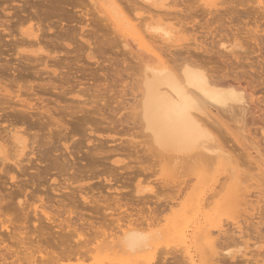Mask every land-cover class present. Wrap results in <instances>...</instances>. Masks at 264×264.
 Segmentation results:
<instances>
[{
  "label": "rangeland",
  "instance_id": "obj_1",
  "mask_svg": "<svg viewBox=\"0 0 264 264\" xmlns=\"http://www.w3.org/2000/svg\"><path fill=\"white\" fill-rule=\"evenodd\" d=\"M4 1L0 0V8L1 7L6 8L8 6V9L11 7L10 9H12L15 12L16 11L18 12V10H20L19 12L21 13L22 17H24L28 13L30 14L29 16H32L33 14H31V13H33L32 12L33 9L36 10V12H37L36 14L40 15L41 19L44 18V21H45V22H43V20H41L38 16L36 17V19L38 18L43 22V23L40 22V24L39 23L38 24L40 26H43V25L45 26V28H44V26L42 27V29H44L43 31L47 32V33H45L46 36L44 35L46 37L45 40L46 41L49 40L51 45L52 44L54 45L55 41H56V44H57V45L55 44V46L57 48V49H55L56 51L54 50L55 46L53 48V45H52V47L50 45L49 48L46 47L47 48L46 49L43 45L46 44L45 46H48V44L47 43H45V44L41 43V44H43V45H41V47L43 46L46 50H48V49L52 50L53 49V51L57 52L55 54V57L58 56L57 58L58 59L60 58L59 59L60 62H57L58 60L56 61V59H55V62H57L58 64L60 63L59 66H57L58 65L57 63H56L57 65L54 64L57 67L52 66L53 61L52 62L49 61V62L52 63L51 64V66L53 67L52 69H54L56 71L57 76H58L57 73H59L58 71L61 72V74H59V75H62V77L61 76L60 77L63 78V80L60 77H57V80L60 79V81L59 80L58 81L52 80V82L54 83V85L58 89H60L62 84H63L62 82H65L64 79L65 80L69 79L70 81H69L68 85H63L64 88H67L66 89L67 90L66 96L64 97V99L63 98L62 99L57 98L55 100V97L53 96L52 100L54 103H52V100H50L51 102L49 101L48 107L53 108V109L57 107V109H60V108H58V106L61 108L64 106H68L67 105V101H69L68 99L75 97L77 95L78 90L80 91V89H81V92L83 94V95L81 94V96L79 95L80 93L78 94L81 97L80 101H82L83 99L86 101L87 97H88L87 99L89 100L90 93H91L90 96L93 95L91 98H94V95L95 96L98 95L96 97L98 98V101L100 100V102H97V105H96L100 109L99 110L98 108H96L99 110L98 111L99 114L97 113L98 116L96 118L97 123L93 119V121L91 120V123L89 125L85 126L86 129H88V128L90 129V131H89V129L88 130L85 129L86 130L85 132H86L87 136L89 137V140H87L88 138H86L87 136H86V134H84L85 132L81 131V129H79L80 133H79V131H76L74 129L75 125L72 122V119L71 120L69 119L70 116H69L67 111H60V112L55 111L54 112L52 110L53 117H54L53 123H59L63 127L67 126L70 129V131L74 130L71 132L69 131L68 138L70 137L69 138L70 140L69 139L68 140L66 139V140L68 141L67 145L72 146V147L68 146V147L72 148V149H70V151L73 150V153H75V151H76V155L75 154L73 155L72 152L70 154L71 156L67 155V153H69V151H65L62 147L63 146L62 144H64L66 142V140L64 138L61 140V142L59 144H57L58 143L57 140H54V141H57L56 146H58L60 149L62 148V151L64 150V152L61 151L62 152L61 154L65 155V157L70 162L74 161L71 163H73V164L75 163L76 167L77 166L79 167V165L81 167L82 165L84 166V163L90 164V159H89V156L87 153L88 152L90 153V151L91 152L92 151L94 152L95 150L97 151L95 146L99 143V145L100 146L102 145L101 147L104 148V149L102 148V152L107 151L106 154H102V157H103V155L104 156L106 155L107 159L110 160V161H108L106 159L108 162L106 161L105 163L106 164L109 163L108 165L102 164L100 161V163H101L100 167L103 170L104 165H105V167L106 166L107 167L104 170H107V169L110 170V168L112 167L113 171L112 170L111 171L113 173H116V172H114L115 170L117 171V173L114 174L116 180H113L114 178L112 177L113 174L111 173V171L107 170L108 173H110V175L112 174V176L108 177L109 174L103 170L106 173V175L108 174L106 176L105 173L98 166L99 165V161H98V162H96L98 165L96 163H94V167L98 166L97 169H100L101 172H99V170H98V172L100 174L96 173L99 176H97L93 172L97 177H99L98 180L94 179L91 181H77V182L72 181V180L67 181L66 177H58V176L54 175V173L52 172L53 176H50L51 175L50 174L49 176L45 177V180L43 178H40L39 179L40 184L44 185V186L50 185L52 188H56V190H59L62 192H67L66 187L85 188L84 189L85 192L83 194H86L88 197L92 196L96 200H98V198H100L102 196H108L109 194L112 197H116L118 194H122V195L124 194V196H127V195H125V193H128L129 195L131 194V196L134 198H138V199L143 198V200L141 199L142 202H141V200H140V202H131L132 204L129 203L127 206H98V207L92 206V207L98 208V209L96 208L97 217L102 218V219L99 218L100 223H99L98 218H94V220H96V223H98V224H101V222L104 221L103 219H105V221H107L109 218V221H111L114 219H118L120 217H124L126 215H128V216L131 215L133 217V219L138 218V217L141 219L145 216H146L145 219H147L149 216H150L149 218H151V219H154L157 217L156 220L158 219L159 221L166 218V220H168L169 223H174L173 227L175 230L172 232H166V233L162 234L163 236L160 237L159 240L156 241L153 249L150 251V253L147 256H151V254L154 256L165 254L167 257L170 258L175 252H177V253L179 252L178 249H181V251H182L181 243L179 242V240H177L175 238L176 237L175 231L176 230H182L186 233L189 240L191 239L190 248H191L192 255L196 256L195 257V264H210V263H207L206 260H202V258L204 259L206 257L207 258L210 257V254L212 251H216V252H218V254H220V255L222 254V256L224 254L227 255L230 252L227 257H226V255H224L227 260H224L220 264H261V263H263V261H262L263 256L262 255L264 253V201H263L264 200V198H263V196H264V180H262V179H264V177H263V175H262L263 178H260L258 176V175L263 174V173L261 171H257V169H255L256 171L252 169L257 174V177H259V183L258 184L255 183V184L260 185V181H262L261 185L259 187H257L256 185L254 186V184H253L252 188L256 187V189H252L251 185L248 186V183H246V181H248L251 178H254V180H255V177H256L255 173H252L253 176L255 174V177L251 176L252 174L249 173L252 170L251 171L248 170V167L253 168V166L251 167L252 164L249 163L250 160L248 161L249 158H247L248 157L247 154H249L251 151H254L253 149L259 145L260 146L258 147V149L260 150V152L262 151V149H264V139L262 138L263 137L262 131L264 132V52H262V51H264V50L259 49L261 47V45H259V44H262V46H264L263 45L264 44V0H163L162 2L159 0H153V2H150L148 5H144L139 0H131L132 2L134 1L135 4H137V3L139 5L141 4V8L139 6H137L138 4L136 6H134L135 4L132 3L131 1H129L130 3H128V2L126 3V0H125V2L123 0V1H119V3H118L119 4L118 11L115 10V7L112 3V0H76V1L75 0H53L54 3L52 0H43L42 3L44 5L46 3H48V1L50 3V4H46V7L44 6L45 9L40 7L43 5V4L40 5L41 4V2H39L40 0L39 1L38 0H8V1L6 0L7 1L6 3ZM37 1L40 3L39 7L36 6V5H38ZM45 1H47V2H45ZM26 2L29 6L31 4L33 6H34V4H36V5H35V7H33L31 5L33 7L32 9L30 8L31 6L28 7L29 10L25 8V12H24L23 11L24 9H22V8L24 7L23 6L24 4L27 5ZM51 2L53 3V5L51 4ZM1 3H3V4H1ZM132 4H133V6H132ZM48 5H49V7H48ZM94 5H98V6H94ZM18 6L22 9V11L20 8L18 10H16ZM144 6H146V7H144ZM25 7H27V6H25ZM95 7H96V9H95ZM98 7H100V12H102V11H104V12L99 13ZM122 8H123V11H122ZM10 9L7 10V12L11 14L12 10H10ZM147 11L148 12L150 11V12L147 13ZM156 11H157V13H156ZM17 12H16V15H17ZM19 12H18V14L20 15ZM23 12H24V14H23ZM152 13H154L155 15ZM0 14L2 15L1 11H0ZM36 14L33 15L32 17L34 18V16H36ZM68 14H70V16H68ZM73 14H75V15H73ZM94 14H96V15H94ZM151 14L153 15V18L151 20H149L147 22V24L155 25V26L156 25L157 26L162 25L165 27V29L169 30L171 32V34H170V40L168 42H161L160 39L156 40L155 38H158L157 34L153 33V31H151V30L147 31L146 33H143V31L140 28L137 27L136 29H132V28H129L124 23V21H131L132 19H134V18L136 19L139 16L149 17L148 15H151ZM1 15H0V18H1ZM16 15H15V17H13V19L14 18L15 19L14 20L12 19L14 22L12 20H10L13 22V24L18 22L16 17H18L19 15L18 16H16ZM87 15H89V16H87ZM32 17H31V19H32ZM67 17L73 18V21H72V19L69 20L70 18L68 19ZM105 17L107 18L106 20H105ZM25 18L28 19L27 17H25ZM102 18H104V20H102ZM19 19H22V18L20 17ZM23 19H22V21H23ZM26 19H24V21ZM29 19H30V17H29ZM31 19L29 20V22L25 21L26 24L23 25L24 29H28L30 25H34L36 21L39 22V20H36V19H35L36 21L33 22L34 19L32 21H31ZM61 19H63V20L59 24V22H60L59 20H61ZM65 19H66V22H65ZM87 19H89V20L91 19V20L88 22ZM129 19H131V20H129ZM15 20H16V22H15ZM67 21L70 23L68 24ZM82 21L84 22L83 24H82ZM91 21H92V23H94L93 25H92ZM51 22H55L56 24L58 23L57 25L58 26L60 25V26L58 27L56 24L51 23ZM131 22H133V21H131ZM49 24L50 25L54 24V26H56V27H52ZM107 24L108 25L111 24V25L108 26ZM47 25H48V27H47ZM67 26L70 29H68ZM86 26H88V27H86ZM89 26H91V27H89ZM62 27L63 28L67 27V28L63 29ZM77 27H78V29H77ZM54 28L55 29L57 28L56 31ZM90 28H92L93 32ZM45 29H47V30H45ZM59 30H60L61 34L58 32ZM66 30H68L69 33H67ZM90 30L92 33L89 32ZM30 31L31 30H29V32ZM61 31L64 32V34ZM84 31H85V33H84ZM86 32H87V34H86ZM58 33L60 34L59 35L60 38L57 36ZM54 34L55 35L57 34L56 36L60 40H61L62 36L65 35V37H63L61 40L62 42H60V43H62V44H60V45H62L61 47H59V45H58V42L60 40L53 38V37H55ZM76 34H77V36H76ZM153 34H154V37L156 36L155 38L153 37ZM144 35L147 37L144 38ZM149 35L153 37V42H155L154 44H151L153 42L149 41V40H151L150 39L151 37L149 38ZM44 36H42L43 39H44ZM47 36H49V37L47 38ZM66 36H71V38L67 37V41L66 40L64 41V38H66ZM140 36L143 38V40L141 39ZM257 37H259L261 39L260 40L261 42L259 41V38H257ZM4 38L5 39H2L3 42H6L9 40L7 37H4ZM68 38L71 40H68ZM50 39H55V41H52ZM102 39L104 40V41H102L103 44L101 43ZM31 40H33V39H31ZM97 40H99L100 43L97 42ZM42 41H44V40H42ZM46 41H44V42H46ZM94 42L97 43V44H95L96 46L94 45ZM104 42H105V44H104ZM156 42H158V45ZM6 43H3V44H6ZM159 43H161V44H159ZM100 44H101V46H100ZM7 45H9V44L7 43ZM153 45H154V47H153ZM97 46H98V48L96 50ZM3 47L4 48L7 47L6 50H8V48H9L6 45H2V48ZM26 47H28V46H26ZM75 47L78 49L75 50L74 49ZM159 47H161V48H159ZM2 48L0 49V52H1ZM4 48H3V50L6 51ZM155 48H156V50L161 49V51H156ZM224 48H227V49L224 50ZM26 49L32 50L34 48H26ZM98 50H100V51H98ZM180 51H182V52H180ZM204 51H206V53ZM90 52H91V55H89ZM173 52H174V55H173ZM160 53L163 54L162 55L163 57H161ZM180 53H182V54H180ZM165 54H166V56H165ZM239 54L244 59L242 62L240 61V63L238 62L239 60L236 58ZM183 55L185 57L187 55H189V57L190 56L194 57V55L197 57L199 56V59L198 58L197 59L203 60L202 62L203 63L205 62V64L209 67L208 68L209 70H212L213 72H216L218 74H224V76L230 75L229 77L227 76L228 80L231 79L230 77H232V76H233L232 79L234 78L237 80L239 78L238 81H235V82H238L239 86L242 85L241 88L243 87L242 88L243 90L246 88V90L244 91L245 95L247 97H249L250 94L253 95V96L251 95V97L247 103L249 114L246 115L243 122L240 121L238 123L237 119H235V118H234V120H235L234 121L233 118H230L229 116H228L229 118H227L226 115L224 116V114H222L223 115L222 116L221 114H219L217 116L218 122L221 119L223 124L220 123V125H218V123L215 122V124L212 125V127L208 128L209 132H211L212 136L216 140V141L212 142L213 147L222 151L221 153L224 155V157H226V159H224L220 164H217V165L216 164L213 165L210 163V165H211L210 166L209 164L208 165L206 164V161H201V160H200L201 162L198 161L199 165L198 164L196 165V163H198V162L195 163L194 160H198V159H194V160L187 159V160H183L185 163L183 161H181V163L174 166L171 163L165 164L164 157H161V156H160L161 158L158 157L156 164H154V162L157 158L156 157L157 155L156 154L154 155V157H156L154 160V158H152L153 156L151 157L148 154V153H150L151 150L146 151L148 153L144 152V149L148 150L149 148L146 146L144 139L141 137L140 133L139 134L137 133V132H139V130L137 131V129H135L136 131L134 133H132L134 131L133 130L134 128H131L132 125H130V122H128V121H127L128 123L125 122L126 124H128L127 126H125L126 124H124V123L122 126H120L119 123H117L118 125L116 124V126H114V128L116 127L115 130L113 129L114 131L112 130V128H109V127H111V125H108L110 122L109 118L112 117L111 119H113L115 117L116 121H117V118L118 119L121 118L120 119L121 122H122V120L124 122V120H125L124 117H126V114H128V113H125L128 111V109L127 110H125V109L128 107L127 103L128 102L130 103L129 100H131V99H128L131 96V94L128 93L130 91V87H129L130 84L128 86H126V87H128V89H126V90H125L124 85H126L127 83H130V80L128 82L130 75L133 76L136 74V72L138 70L136 68H137V65L139 64L138 63L139 61L145 60L144 58H153V60L156 62H158L160 60L168 62L169 61L168 59H172V58L176 59V57L183 58L184 57ZM29 56H32V55H29ZM134 56H137V58L139 59V60H137L138 62L136 61L137 58ZM93 57H95V58H93ZM165 57H170V58H165ZM194 58H196V57H194ZM238 58L240 60H242V58L240 56ZM14 59H16V58L13 56H10L9 52L2 53V56H0V64L2 65V67H6V61L11 63V65L10 64L9 65L12 66V68L9 67V69H12V72H11V70L8 71L9 73H11V75L9 74V77L10 76L11 77L8 79L4 75L5 73L3 74L0 72V76L3 74L5 76V78L7 79V81H9V79H11V78L16 79V81L13 83V86H10L11 92L16 93L17 91H20L23 99L36 100L37 98L26 96L25 95V89L28 87L35 86V85H37V83H40L41 81L37 78H33L32 76L30 77V75L28 77V75H26V72H23V74H22L20 71L21 67L17 64V62H15ZM95 62H96V64L101 62V63H99V65H101V66L97 67L98 64H97V66H96V64H93ZM135 62L137 63V65H135ZM237 62H238V65L241 64V66H242L241 68H243V67L244 68L241 69L240 65L239 66L237 65ZM50 63H49V65H50ZM16 65H18V66H16ZM130 65H132V66H130ZM2 67H0V70ZM16 67H18V68L20 67V70L17 69L20 72L13 71V68H16ZM127 67H129V68H127ZM131 67H132V69H130ZM238 67L240 70L238 69ZM233 69H234V71H233ZM235 71H236V73H235ZM237 71H240V75H238L239 72H237ZM233 73H235V74H233ZM236 74H237L238 78H237V76L236 77L234 76ZM6 75L8 76V74H6ZM12 75H14V76H12ZM44 77L46 78L45 75H44ZM3 79L4 78L2 77V79H0V81L1 82L5 81ZM51 79H53V78H51ZM54 79H56L55 76H54ZM122 81H124L125 83ZM106 83L108 86H109V84H111V86L113 85V87H111V88L109 86L110 89H113V90H111L112 92L114 91L113 93L110 91V89L103 90V89H106V87H108L106 85ZM93 84L96 86L100 85V86H98L99 89L97 90L96 94L92 93V91L94 90L93 88L96 89V86L95 87L92 86ZM84 85H85V88H87V87L91 88V86H92L93 90L90 89L91 91L89 92V91H87L88 89H86L87 93L84 95V93H85L84 89H83ZM119 85L122 86L123 88L120 87ZM102 86H104V87L106 86V87L104 88ZM116 87L117 88L120 87V89L118 88L119 90L124 89L123 91H121L122 94L120 93L123 96V98L119 93H115V91L120 92L118 89L116 90ZM19 88H20V90H19ZM68 91H71V93H68ZM95 91L96 90H94V93H95ZM88 92H89V95H88ZM100 92H102V94L104 93L103 95H105V96L107 94L108 97L107 96H106L107 98L105 96L101 97L102 94ZM123 92L125 93V95L126 94L127 95L125 96L123 94ZM54 93H56V92H54ZM129 94H130V96H129ZM111 95L114 96L115 100L113 99V96L111 98ZM127 96H129V97H127ZM124 97H126L127 100ZM48 98H51V97L50 96L43 97V99H48ZM99 98H102V100ZM109 98H111V100H109ZM65 99H67V101ZM104 99H105V101H104ZM123 99H125V100H123ZM93 100L96 101L97 99L95 98ZM112 100H113V103H112ZM90 101H92V99ZM103 101L104 102L107 101L106 103H108V104L105 106L104 105L105 103ZM86 102H84V101L81 102L82 106ZM117 102H118V104H116ZM33 103H38V102L33 101ZM76 103H78V102L76 101ZM109 103L110 104L112 103L113 105H111V106H113V107L110 108ZM122 103H123V105L125 104L124 109H123V107L121 108ZM68 104H69V102H68ZM70 104H71V102H70ZM74 104H75V102L71 106L72 107L75 106ZM87 104H86V107H87ZM89 105L90 104H88V106ZM91 105H93V104H91ZM117 105L118 106L121 105V106L118 107ZM84 106H85V104H84ZM100 106H102V107H100ZM72 107H70V109ZM105 108H107V109H105ZM119 108H120V110H118ZM96 109H93V110H96ZM110 109H112V110L110 111ZM90 110H92V109H90ZM123 110H124V113H123ZM102 112L103 113L105 112V114H103V115H105V118H107V116H108L107 114H109V116H110V117H108L109 120L106 119V121H109L108 124L106 122H104L103 119H102L103 122L100 120V117L102 115V114L100 115V113H102ZM111 112L112 113L116 112V113L115 114L113 113L114 115L113 114L110 115ZM117 113H118V115L116 116ZM237 118H239V117H237ZM115 119H113V120H115ZM99 122H102V123L99 124ZM50 125L51 124H49L48 126H50ZM105 125L109 126L108 127L109 130L110 129L111 130L109 131L108 128H106L107 126L105 127ZM113 125H115V124H113ZM113 125H112V127H113ZM129 126H131V127L129 128ZM91 129H92V131H91ZM103 129H105V131L107 130L108 132L106 131V133H105V131H103ZM128 129H130V130H128ZM68 130L63 131L64 134H66L68 132ZM33 132L34 131H32V133ZM43 132L46 133V131H42L40 133L43 134ZM92 132H94V133L92 134ZM78 134L79 135L81 134V135L79 136ZM133 134H134V136H133ZM136 134L139 136H137ZM72 135H73V137H72ZM82 135L84 137L86 136L85 137L86 142L84 141V137H82ZM65 136H67V134ZM93 136H94V138H93ZM243 136H244V138H246V140H244L242 138ZM79 137H80V139H79ZM97 139H98V141H97ZM102 139H103V141H102ZM79 140H81L83 142L82 143L80 141L81 142L80 146L78 145ZM110 140H112V141H110ZM113 140H115L116 143H114ZM123 140H125V141L128 140V141H126L128 148L125 145V141H123ZM129 140H130V142H129ZM72 141H74V142H72ZM93 141H94L95 145L93 144ZM95 142L96 143L98 142V143L96 144ZM101 142H103V143H101ZM90 143H92V144H90ZM105 143H107V144H105ZM136 143H141V144H139V146H137L138 144L136 145ZM73 144L76 145L79 148V150ZM83 144L86 145L85 148L88 147V149L86 148V151L88 150L87 152L85 151V148H82L84 146ZM91 145L94 147H91ZM99 145H98L99 148L98 147L97 148L100 150L101 148ZM113 145L116 146L117 148L114 147ZM129 145H131V146H129ZM123 146L124 147L126 146V147L123 148ZM136 146H137V148L135 149ZM145 146L147 148H145ZM129 147H131V148H129ZM80 148H81V150H80ZM105 148H107V149H105ZM109 148L112 150H110ZM132 148H133V150H132ZM142 148H143V150L141 151ZM118 149L120 150V152ZM122 149H124V151H122L123 153L121 152ZM134 149H135V151H134ZM139 149H140V152H139ZM136 150L138 151V153L136 152ZM115 151H116V153H115ZM248 151H249V153H248ZM78 152H79V154H78ZM109 152L112 154V156ZM133 152H135L136 156L139 157L137 159L138 164L133 163L136 160V158H135L136 156L134 157L135 154ZM245 152H246L245 155H247V156L244 155ZM263 152H264V150L262 151V153ZM140 153L143 154V156H141ZM144 153L147 154L146 156H148L149 159H148V157L143 159L144 157H146V156H144L145 155ZM151 153H153V152H151ZM127 154L128 155L131 154V155L128 156ZM250 154H253V152H251ZM83 155H85V156L87 155V156L83 158ZM262 155H264V154H262ZM140 157H143V158H141V161H139ZM85 158H88L89 160L85 159ZM159 158H160V160H159ZM150 159L152 161H150ZM161 159H162V161H161ZM188 160H190V163H193L192 164V166L194 165L193 167L190 166L191 164L189 163ZM114 161H118L119 163L113 165L112 163ZM131 161H132V163H130ZM186 162H188V163L186 164ZM203 162H204V165H203ZM126 163H128V164L126 165ZM136 163H137V161H136ZM207 163H208V161H207ZM245 163H249V164H245ZM95 164H96V166H95ZM152 164H153V166H152ZM184 164H186V165H184ZM123 165H126V166H123ZM131 165H132V168H131ZM138 165H140V166H138ZM244 165H246V166H244ZM120 166H123L124 168L120 167ZM125 167H127L128 169ZM138 167H139V169H141V167H143L145 169L144 170L145 172L140 173ZM114 168H116V169H114ZM120 168H123L124 170H121ZM245 168L247 170H245ZM240 170H242V173L246 172L247 174H249L250 178H249V175H246V173H245V175H242ZM243 170L245 172H243ZM96 172H97V170H96ZM137 172H139V173H137ZM30 173H33V172H30ZM101 174H104V176L103 175L100 176ZM240 174H241V176H240ZM226 176L229 177L228 181L225 178ZM243 176H246V178H247L246 181L243 180V178L245 179V177H243ZM223 178L227 181V183H225L226 181H223L224 180ZM239 178H241V180ZM104 179L110 180V183H104V181H103ZM239 180H240V184L245 183V185L247 187H249V189L248 188L246 189L245 185H241V187L242 186H243V188L245 187L244 189L241 190V188L239 187L240 184L238 185ZM242 180L244 181L243 183H241ZM257 181H258V178H257ZM19 182H21L20 185H18ZM99 182L101 184V187H99L98 190L93 189L92 188L93 186H90L91 188L87 187L93 183L94 184L96 183L95 185H97V184L99 185ZM162 182H164V184L166 183V185L162 184ZM223 182L225 185L224 188L219 187V183L221 184ZM178 183L184 184V185L180 186ZM38 184L39 183L36 181V179L29 181L28 177H22V176L18 175L16 172H11L8 175H1L0 176V204H2V205L10 204L11 205L9 207L8 206H0V229H2L1 231H3L5 228H7L8 230H12V229L28 230L29 233H27V236H29V235H31L32 230L39 225L38 221H36L34 219L36 217L33 218V217L29 216V217H26L27 219H22L18 216L19 212L17 214V209L15 210L13 208V207H16V205L18 203L19 204H25L26 203L29 205V207L27 206L28 208L26 207L27 209L37 208L38 212L44 210L47 213V215L49 216V218L51 219V221H54L53 226H55V227L60 225V224H63L64 220L68 219L69 217H70V219H72L71 222H75L77 219H80L82 216H83L82 218H85L86 220L88 218H89L88 220H91L89 217L90 213H89V207L88 206H60V210L56 209V208H58L57 206H48V204H46V206H41V205L45 204L43 202V201H45L43 192L32 191L33 188H31V185H38ZM102 184H104V185H102ZM176 184L179 187V190H176L177 192L175 193V191L173 190V188L171 186H176ZM185 185L186 186L188 185L187 189H186ZM16 186H20V188L18 189L19 192H21L22 189L26 187V191H25L26 195H24V197L16 195V191L14 193ZM216 188H217V190H216ZM220 188H222L221 191H219ZM260 190H262L263 194H261V192H259ZM213 191H215V194ZM241 191H242V193H241ZM216 192H217V195H216ZM179 194H181V195H179ZM145 198H148V199L145 200ZM203 199H204V201H203ZM246 200L249 202H247ZM143 202H145V205ZM23 207H25V206H23ZM158 207L160 208L159 209L160 211L161 210L164 211V212L161 211L162 214H160V215L158 214V213H161V212H159V210H157ZM11 208H13V209L10 211L9 209H11ZM154 209H155V211L157 210V212L153 211ZM56 211H59L60 213L57 214ZM150 211L154 212V215L157 214V216L156 217L151 216L153 214H150ZM92 213H94V212H92ZM81 214H82V216H81ZM147 215H149V216H147ZM159 216H162V217H160V219H159ZM37 218L39 219L40 222H43L45 220L44 216L40 213L37 216ZM110 218H112V219H110ZM94 220L92 219L91 221L93 222ZM101 220H103V221H101ZM91 221H88V222H91ZM80 222H78V223H80ZM96 223L94 221V224H96ZM47 224H48V222L44 221L42 225L44 226ZM162 224H164V221H162V223H160V225H162ZM61 226H64V225H61ZM179 227H180V229H179ZM200 231H202V232H200ZM188 235H190V236H188ZM220 236L222 237L221 239L219 238ZM224 236H226L225 242H224V240H222V239H224ZM229 236L232 237V239L234 240V243L232 242L233 240ZM243 236H245V237H243ZM239 237H242V239H238ZM228 238H230V240H228ZM235 238H236V240H235ZM214 240H216V241H214ZM227 240L229 243H227ZM216 243L217 244L221 243L220 245H222V243H223V245L219 247V245L217 246ZM5 244H7V246H13V245H11L13 243H9V241H8V243H5ZM228 244H230V245H228ZM239 245H241L240 247H243V246L244 247L240 248ZM223 246H224V249H223ZM215 247H216V249H215ZM217 247L220 249H217ZM17 249H18V247H17ZM158 249L159 250L161 249V250L159 251ZM0 250H1V253L4 254L5 251L3 250V247H0ZM156 250L158 251L159 254L156 252ZM169 250H171L172 253L174 251L175 252L172 254V253H170L171 251H169ZM165 251L167 254L165 253ZM239 251H240V253L242 252L243 254H245L244 257H242V261L240 260V257L238 255ZM251 251H252V253H251ZM254 251H255V253H254ZM160 252H164V253L160 254ZM155 253H157L158 255H155ZM177 253L175 255H177ZM179 253H178V256H179ZM206 253H208V254H206ZM256 253H258V254H256ZM260 253H261V255H260ZM36 256H38V255H36ZM235 256H236V258L237 257H239V258L234 260ZM255 256H256V258H254ZM8 257H10V256H8ZM228 257L231 259L228 260ZM10 258H8V262L12 261V259H10ZM260 259H262V260H260ZM125 261H126L125 264H143L139 260H136V261L125 260ZM154 261H155V259H154ZM196 261H197V263H196ZM211 264H214V262H212Z\"/></svg>",
  "mask_w": 264,
  "mask_h": 264
},
{
  "label": "bare ground",
  "instance_id": "obj_2",
  "mask_svg": "<svg viewBox=\"0 0 264 264\" xmlns=\"http://www.w3.org/2000/svg\"><path fill=\"white\" fill-rule=\"evenodd\" d=\"M1 1H4V0H1ZM7 1L5 0L4 2L6 3ZM38 1H37L38 5H36L34 3H33L34 6L32 4L31 5L33 7H35V5L39 7V4H40L39 2H41L40 5L43 4L42 3L43 0H40L39 2ZM119 1H123V0H112V3L114 5L116 11H118V9H119V4H118ZM129 1H131V0H126V3L127 2L130 3ZM139 1H141L144 5H148L150 2H153V0H139ZM159 1L162 2L163 0H159ZM45 2H47V1H45ZM124 2H125V0H124ZM3 3H1V4H3ZM53 3H54V1H53ZM53 3L51 2L52 5H53ZM132 3H134V1ZM26 4H27V2H26ZM46 4H50L49 1ZM46 4L45 5L43 4L40 7L45 9ZM137 4H135L134 6H136ZM23 6H22L23 7L22 9H24L23 10L24 12H25V8L29 10L28 7H30V6L28 4L27 5L24 4ZM25 6H27V7H25ZM32 6L30 7L31 9L33 8ZM94 6H98V5H94ZM132 6H133V4H132ZM137 6H139L141 8V4L140 5L138 4ZM48 7H49V5H48ZM144 7H146V6H144ZM19 8L20 7L18 6L16 10H18ZM98 8H99V13L104 12L102 10H101L102 12H100V7H98ZM9 9H8V6L6 8H2V7L0 8V11L2 13V15L0 14L1 15V18H0V49L2 48V45L8 46L9 47L8 50H6L7 47L6 48L3 47V48L7 52L10 53V56H13L16 58L14 60L21 67V70H20V67L19 68L16 67V68H13V71H15V72L21 71L22 74H23V72H26V75H28V77L30 75V77L32 76L33 78H37L41 82L37 83V85H35V86L28 87L25 89V95L28 97L37 98L36 100L23 99L20 91H17L16 93L10 91V86H13V83L16 81V79H12V78L9 79V81H7V79L11 77V76L9 77V74L11 75V73L8 72L9 70H11V72H12V69H9V67L12 68V66H10L11 63L6 61V67H2V65L0 64V67L3 68V69L1 68L0 72L3 74L5 73L4 75L7 78L6 79L5 76L2 74L1 76L4 78L3 80H5V81H3V82L0 81V112H1L0 113V176L1 175H8L11 172H16L18 175H20L22 177H28L29 181L36 179V181L39 184L38 185H31V188H33L32 191L43 192L44 200H45L43 202L45 204L41 205V206H46V204H48V206H57L58 207V208H56L57 210H60V206H88L89 207V213H90L89 217L91 220L92 219L94 220V218H98L97 214H96V212H97L96 208L98 206H127L129 203L132 204L131 202H140L141 199L143 200V198H141V199L134 198L131 196V194L129 195L128 193H125V195H127V196H124V194L123 195L118 194L117 196L115 195L116 197H112L109 194L110 196L109 195L108 196H102V197L98 198V200H96L92 196L88 197L86 194H83L85 192V190H84L85 188L66 187L67 192H62V191L56 190V188H52L50 185L44 186V185L40 184V182H39L40 178H43L45 180V177L49 176L50 174H51L50 176H53V173H54V175H56L58 177H66L67 181L72 180V181L77 182V181H91L94 179H97V180L99 179V177H97V176H99L98 174H100L99 172H101V170H102V168L100 167V164L101 163L106 164L105 162L108 160L107 156L103 155V157H102V154H106L107 151L105 152L103 150L105 153L102 152V148H103V147H101L102 145L100 146L98 142H97L98 144L95 142L97 144L95 146L97 151L95 150L96 152L90 151V153L89 152L87 153L89 156V159H90V164L84 163V166L82 165L80 167V165H79V167L78 166L76 167L75 163L74 164L71 163L74 161L70 162L65 157V155L61 154L62 152H64V150L69 151V153H67L68 156H71L70 155L71 152L73 153V150L70 151V149H72L71 148L72 146L67 145V142H68L67 140L70 138V137L68 138V134H69L70 129L67 126L63 127L59 123H53L54 117H53L52 110L54 112L55 111L56 112L67 111L69 116H70L69 119L70 120L72 119V122L75 125L74 129L76 131H79V129H81V131L85 132L86 130L89 129L88 127H87L88 129H86L85 126L89 125L91 123V120L93 121V119H94L96 122V118L99 114L98 111L100 110L96 106L97 102H100V100L98 101V98L96 97L98 95H96V96L94 95V98H91L93 95L90 96L91 93L89 95V92L94 89L96 91L94 93V90H93L92 93L96 94L97 90L99 89L98 86H100V85L96 86L93 84L92 86H94V87L96 86V89L95 88L92 89L91 85H90L91 88H89V87L85 88V85H84V88H83L84 92H85V93L83 92L84 95L87 93L86 89H88L87 91H89L88 92L89 100L87 99L88 97L87 98L85 97L87 102L84 99L82 101H80V99H81L80 96L82 94L81 89H80V91L78 90L77 95L75 97L68 99L69 101H67V99H65L67 101L68 106H64L62 108L58 106V108H60V109H57V107L54 109L48 107V103L50 100H52L53 96L55 97V100L57 98H59V99L63 98L64 99V97L66 96V91H67L66 89L67 88H64L63 85H68L69 81H70L69 79L68 80L64 79L65 82H62L63 84H62L60 89H58L54 85V83L52 82V80L53 81H58V80L60 81V79L57 80V77H60V76L62 77V75H59V74H61L60 71H58L59 73H57L58 74V76H57L56 71L54 69H52L53 67H57L60 64V63L59 64L57 63V62H60V60H59L60 58L58 59L57 58L58 56L55 57V54L57 53V52H55L56 51L55 49H57L55 46V44H56L55 39L60 38L59 35L61 34L60 33L61 29L58 31L60 34L59 33H58V35L56 34L59 38H57V36L54 34L55 37H53V38H55V39H50L52 41H55V44L54 45L52 44L53 48L55 46V48H54L55 51H53V49L51 48L52 45L50 44V41L47 40L48 41L47 42L45 40L46 39L45 33H47V32L43 31L44 29H42V27L44 25L43 26L39 25L40 22H42L41 20H43V22H45L44 18L41 19L40 15L36 14L37 13L36 10L33 9V11H32L33 13H31L33 15L36 14V16H34V18H33L32 17L33 15L29 16L30 15L29 13L27 14L28 16L25 15L24 17H22L21 13L19 12L20 10H18L20 15L18 14L17 11H16L17 12V15H16V12L13 11L12 9H10V10H12V13L10 14L7 12V10H9ZM22 9H21V11H22ZM95 9H96V7H95ZM122 11H123V8H122ZM24 12H23V14H24ZM149 12L147 11V13H149ZM156 13H157V11H156ZM14 14L16 16L19 15L22 19L23 18L26 19L25 17H27L28 19H26L25 21H28V22L31 19V17H32L31 21L34 19L33 22H35L36 20H39V22L36 21L34 25H30L28 29H24L23 25L26 24V22L24 21V19H23V21H22V19H19L20 18L19 16L16 17L18 22H16V20H15L16 23L13 24V22H14L13 20L15 19V18L13 19V17H15ZM70 14H68V16H70ZM152 14H154V13H152ZM152 14L148 15L149 17L139 16L136 19L135 18L132 20L129 19L133 22L124 21V23H125V25H127L129 28H132V29H136L137 27L140 28L143 31V33H146L147 31L151 30V31H153V33L157 34L158 38H155L156 36L154 37V34H153V37L156 40L160 39L161 42H168L170 40V34H171V32L169 30L165 29V27L162 25H158V26L156 25L155 26V25L147 24V22L153 18ZM73 15H75V14H73ZM94 15H96V14H94ZM37 16L41 20L38 18L36 19ZM87 16H89V15H87ZM29 17H30V19H29ZM71 19L73 21V18H70L69 20H71ZM106 19L107 18L105 17V20ZM10 20H12L13 22ZM62 20L63 19L59 20L60 21L59 24L62 22ZM87 20L89 22L91 19L90 20L87 19ZM102 20H104V18H102ZM65 22H66V19H65ZM51 23L56 24L55 22H51ZM69 23L70 22H68V24ZM83 23L84 22L82 21V24ZM91 23H92V21H91ZM54 24L53 25L49 24V25L52 27H56V26H54ZM93 24L94 23H92V25ZM109 25H111V24H109ZM47 27H48V25H47ZM86 27H88V26H86ZM89 27H91V26H89ZM44 28H45V26H44ZM56 29H55V31H56ZM68 29H70V28L68 27ZM77 29H78V27H77ZM90 29L92 30V28H90ZM29 30H31V31L29 32ZM45 30H47V29H45ZM91 30L89 32H91ZM66 31H67V33H69L68 30H66ZM87 32H86V34H87ZM92 32H93V30H92ZM62 33L64 34V32H62ZM84 33H85V31H84ZM42 36H44V39ZM76 36H77V34H76ZM4 37H7L9 39L8 41H6L9 45H7L6 42L2 41V39H5ZM48 37L49 36H47V38ZM63 37H65V35L62 36V38ZM67 37L71 38V36H66V38H64V41L65 40L67 41ZM146 37L147 36L144 35V38H146ZM153 37L149 35V38L151 39L149 41L153 42ZM62 38H61V40H62ZM257 38H259V37H257ZM31 39H33V40H31ZM141 39L143 40L142 37H141ZM40 40L41 41L44 40L46 42H44V41L41 42ZM61 40L59 42L57 41L59 47L62 46V45H60V44H62V43H60V42H62ZM68 40H71V39L68 38ZM260 40L261 39L259 38V41ZM102 41H104V40L102 39L101 43H102ZM2 42L6 43V44H3ZM97 42H99V40H97ZM105 42H104V44H105ZM41 43H44V44L47 43L48 46H45L46 44L43 45ZM154 43L155 42H153L151 44H154ZM156 43L158 45V42H156ZM95 44H97V43L94 42V45ZM159 44H161V43H159ZM41 45H43L45 48L46 47L49 48V46L51 45L50 48L52 50H50V49L46 50L47 48L45 49L43 46L41 47ZM259 45H261L262 48ZM259 45H258L260 47L259 49L264 50V48H263L264 46H262V44H259ZM26 46H28V47H26ZM100 46H101V44H100ZM153 47H154V45H153ZM3 48L1 50V52L7 53L6 51L3 50ZM26 48H34V49L27 50ZM78 48L75 47L74 49L76 50ZM97 48H98V46L96 47V50H97ZM159 48H161V47H159ZM226 49L227 48H224V50H226ZM155 50H156V48H155ZM98 51H100V50H98ZM156 51H161V49L160 50L158 49ZM1 52H0V56H2ZM180 52H182V51H180ZM204 52L206 53V51H204ZM262 52H264V51H262ZM28 54L32 55V56H29ZM160 54H161V57H163L162 56L163 54L162 53H160ZM180 54H182V53H180ZM89 55H91V52ZM173 55H174V52H173ZM165 56H166V54H165ZM239 56L242 58V60H240L238 58ZM134 57L137 58V56H134ZM184 57L183 58L176 57V59L175 58L168 59L169 60L168 62L162 61V60L156 62L153 60V58H144L145 60L138 62L137 60H139V59L137 58L136 61L139 64L137 65V63L135 62V65H137L136 69H138V70H137L135 75H133V76L130 75V78L128 77L129 78L128 82L130 80V83H127L126 85H124L125 90H126V89H128V87H126V86H128L130 84L129 87H130V91H131V92L130 91L128 92L131 94V96L129 94V96L131 98L129 96H127V97H129L128 99H131V100H129L130 103L129 102L127 103L128 107L127 106H126L127 108L125 107L126 108L125 110L128 109L129 112L128 111L125 112L128 114H126V117H124L125 118L124 122H123V120L121 122V120H120L121 118L120 119L117 118V121H116L115 117L113 118L115 120L111 119L112 118L111 117V118H109L110 122L106 121V119L109 120L108 117H110V116H109V114L106 113L108 116H107V118H105V115H103V114H105V112L100 113V115L102 114L100 117V120L102 122L104 120V122H106L107 124L109 122L108 125H111V127H109L107 125H105V127L107 126L106 128H108V127L112 128V130L113 129L115 130L116 127L114 128V126H116L117 123H119V125L122 126L123 123L126 124V123L130 122V125H132V127L129 126V128L130 127L134 128L133 129L134 131L132 130L133 131L132 133H134L136 131L135 129H137V131L139 130V132H137V133L138 134L140 133L141 137L144 139L146 146L149 148L148 150L144 149V152L151 150L150 153H148V152H146V153H148L151 157L153 156L152 158H154V160L157 157L154 164H156L158 157L161 156V157H164L165 164L171 163L174 166L181 163V161L187 160V159H190V160L198 159V160H194L195 163L201 160V161H206L207 165L208 164L210 165V163L213 165L214 164L217 165V164H220L224 159H226V157H224V155L221 153L222 151L213 147L212 142H214L216 140L212 136L211 132H209L208 128L212 127V125H214L215 122H217L218 125H220V123L223 124L221 119H220L221 121L219 120V122H218L217 116L219 114H221V115L224 114V116L226 115L227 118H229V117L233 118V120L235 118V119H237L238 123L240 121L243 122L246 115L249 114L247 103H248L252 94H250V96L247 97L245 95V92H244L246 90V88L244 87L245 89L243 90L242 89L243 87L241 88L242 85L240 84L241 86H239L238 82H235V81H238V79H239L237 74L234 75L235 77L237 76V78H238L237 80L234 78L232 79L233 76L230 77L231 79L228 80V77L230 75L229 76L227 75L228 76L227 77L226 75L224 76V74H218L216 72H213L212 70H209L208 69L209 67L205 64V62L204 63L202 62L203 60H201V59L198 60L199 56L197 57L194 55V57H196V58H194L192 56L189 57V55H187L185 58ZM93 58H95V57H93ZM165 58H170V57H165ZM236 58L239 60L238 61L239 63H240V61L242 62L244 60L240 54ZM55 59H56V61L57 60L58 61L55 62ZM49 61H51V62L53 61V65H52L53 67L51 66L52 63H50ZM48 62L50 63V65ZM96 62L93 64H96ZM238 62H237V65H238ZM99 63H101V62H99ZM99 63H97L98 66L96 64L97 67L101 66V65H99ZM54 64H56L57 66ZM18 65H16V66H18ZM239 65L241 68L242 67L241 64H239ZM130 66H132V65H130ZM129 67H127V68H129ZM243 68H241V69H243ZM17 69H19L20 71ZM130 69H132V67ZM238 69H239V67H238ZM233 71H234V69H233ZM237 72H239L238 75H240V71H237ZM235 73H236V71H235ZM235 73H233V74H235ZM6 74H8V76ZM44 75L46 76V78L44 77ZM1 76H0V79H2ZM12 76H14V75H12ZM54 76L56 77V79H54ZM51 78H53V79H51ZM61 79L63 80V78H61ZM124 81H122V82H124ZM106 85H107V83H106ZM109 86H110V88L113 87V85L111 86V84H109ZM109 86L108 87L105 86L106 89H103V90L110 89ZM102 87H104V86H102ZM120 87H122V86H120ZM120 87H118V88L120 89ZM118 88L116 87V90ZM19 90H20V88H19ZM111 90H113V89H110V91ZM123 90H119L120 92L115 91V93H119V94L121 93L122 94L121 91H123ZM54 92H56V93H54ZM68 93H71V91H68ZM100 93L102 94V92H100ZM103 94L101 95V97L105 96ZM123 94L125 95L124 92H123ZM113 95H111V98ZM47 96H50L51 98L43 99V97H47ZM106 96H107V94H106ZM90 98L92 99V101H90L91 100ZM95 98L97 99L96 101L93 100ZM111 98H109V100H111ZM122 98H123V96H122ZM124 98L127 100L126 97H124ZM99 99L102 100V98H99ZM113 99H114V96H113ZM125 99H123V100H125ZM33 101H36L38 103H33ZM76 101L78 103H76ZM83 101L86 102V103H84L85 106H84V104H83V106L81 104V102H83ZM104 101H105V99H104ZM68 102H69V104H68ZM70 102H71V104H70ZM74 102H75V104H74L75 106L72 107L71 105ZM106 102H104L105 106L108 104ZM52 103H54L53 100H52ZM87 103L90 104L89 105L90 107L88 106ZM112 103H113V100H112ZM112 103L111 104L109 103L110 108L113 107V106H111V105H113ZM86 104H87V107H86ZM91 104H93V105L95 104V105L93 106ZM116 104H118V102ZM124 105L122 103V106L120 105L121 108L123 107V109H124ZM120 106H118V107H120ZM70 107H72V108L70 109ZM100 107H102V106H100ZM87 108L89 110L90 109L93 110V109L98 108L99 110L96 109L97 111L96 110H93V111L90 110L89 111ZM107 108H105V109H107ZM112 109H110V111ZM118 110H120V108ZM113 113L115 114L116 112H113ZM113 113L111 112L110 115ZM123 113H124V110H123ZM117 115H118V113L116 114V116ZM237 117H239V118H237ZM102 122H99V124ZM49 124H51V125L48 126ZM113 124H115V125H113ZM112 125H113V127H112ZM127 125L128 124H126L125 126H127ZM109 128H108V130H109ZM67 130H68V132L67 133L65 132L67 134V136H65L66 134H64L63 131H67ZM128 130H130V129H128ZM32 131H34V132L32 133ZM42 131H46V133H44V132H43V134L40 133ZM71 131H74V130H71ZM89 131H90V129H89ZM91 131H92V129H91ZM103 131H105V129H103ZM106 131H105V133H106ZM79 133H80V131H79ZM93 133L94 132H92V134ZM84 134H86V132ZM83 135H82V137H84ZM262 135H263L262 138L264 139V132L263 131H262ZM86 136H87V134H86ZM133 136H134V134H133ZM137 136H139V135H137ZM72 137H73V135H72ZM85 137H84V141H85ZM63 138L65 140L66 139L67 140L64 144H62L63 145L62 147L64 149L62 151V148L60 149L58 146H56V142L58 141L57 144H59ZM86 138H88L87 140H89L88 136ZM93 138H94V136H93ZM242 138L244 140H246V138H244V136ZM79 139H80V137H79ZM54 140H57V141H54ZM81 140H79V143L77 142L79 146H80L81 142L83 141V140L82 141ZM97 141H98V139H97ZM102 141H103V139H102ZM110 141H112V140H110ZM113 141H114V143H116L115 140H113ZM123 141H125V140H123ZM126 141H128V140H126ZM126 141H125V145L128 148ZM72 142H74V141H72ZM129 142H130V140H129ZM101 143H103V142H101ZM90 144H92V143H90ZM93 144H94V141H93ZM105 144H107V143H105ZM139 144H141V143H136L137 146H139ZM98 145L101 148L100 150L98 149L99 148ZM68 146H71V147H68ZM74 146H76V145H74ZM85 146L86 145H84L82 148H85ZM129 146H131V145H129ZM137 146L135 147V149L137 148ZM146 146H145V148H147ZM259 146H256L253 149L254 151H251V152H253V154H250L251 152L249 153V151H248L249 154H247L248 155L247 158H249L248 161L250 160L249 163L252 164V165L250 164L251 167L253 166V168L248 167V170L251 171L252 169L253 170L257 169V171H261L263 174H260L261 176L260 175H258V176L260 178H263L264 177V155H262V154H264V152L262 153V151L264 149H262V151L260 152V150L258 149ZM91 147H94V146L91 145ZM114 147H116V146H114ZM125 147L123 146V148H125ZM86 148L88 149V147H86ZM86 148H85V151H86ZM129 148H131V147H129ZM77 149L79 150L78 147H77ZM105 149H107V148H105ZM135 149H134V151H135ZM80 150H81V148H80ZM110 150H112V149H110ZM132 150H133V148H132ZM137 150H136V152L138 153ZM142 150H143V148L141 149V151ZM122 151H124V149H122L121 152ZM119 152H120V150H119ZM139 152H140V149H139ZM151 152H153L154 154ZM115 153H116V151H115ZM133 153L135 154V152H133ZM74 154L76 155V151H75V153H73V155ZM78 154H79V152H78ZM155 154L157 155L156 157H154ZM245 154H246V152L244 153V155ZM130 155H128V156H130ZM146 155L147 154H145L144 156H146ZM247 155H245V156H247ZM86 156L83 155V158ZM111 156H112V154H111ZM135 156H136V154L134 155V157ZM141 156H143V154H141ZM147 157L148 156H146L144 158L140 157L139 161H141V158L145 159ZM135 158H136V160L134 159L135 162H133V163L138 164L137 159L139 157L136 156ZM160 158H159V160H160ZM85 159H88V158H85ZM148 159H149V157H148ZM190 160H188L189 163H190ZM98 161H99V165L96 163ZM100 161H101V163H100ZM108 161H110V160H108ZM136 161H137V163H136ZM150 161H152V160L150 159ZM161 161H162V159H161ZM207 161H208V163H207ZM94 163H96L101 168V170L97 169L98 166L94 167ZM117 163H119V162L114 161L112 164L114 165ZM130 163H132V161ZM187 163L188 162H186V164ZM249 163H245V164H249ZM96 164H95V166H96ZM108 164H106V165H108ZM127 164L128 163H126V165ZM186 164H184V165H186ZM190 164H191L190 165L191 167L194 166V165L192 166L193 163H190ZM197 164L199 165V162L196 163V165ZM126 165H123V166H126ZM203 165H204V162H203ZM123 166H120V167H123ZM138 166H140V165H138ZM152 166H153V164H152ZM244 166H246V165H244ZM106 167L104 165L103 170ZM127 167H125V168H127ZM123 168H120V169L124 170ZM131 168H132V165H131ZM114 169H116V168H114ZM138 169H139V167H138ZM96 170H97V172H96ZM98 170H99V172H98ZM107 170H109V169H107ZM107 170H104V171H106V173H108ZM111 170H112V167L110 168L109 171H111ZM144 170L145 169L143 167H141V169H139L140 173L145 172ZM245 170H247V169L245 168ZM112 171H111V173L113 174V176H112V174L110 175V173H108L109 175L108 174L107 175H108V177L112 176L114 178V179L113 178L112 179L116 180L114 174H116L117 171L116 170L114 171L116 173H113ZM240 171H241L242 175H245L246 172L244 170H243V172H245V173H242V170H240ZM252 171L249 173H251V174L255 173L256 170L253 172ZM30 172H33V173H30ZM93 172L95 174L98 173V174H96L97 176ZM106 173H105V175H106ZM137 173H139V172H137ZM241 174H240V176H241ZM255 174H254V176H253V174L251 176L255 177ZM102 175L104 176V174H101L100 176H102ZM246 175H249V174L246 173ZM262 175H263V177H262ZM243 177H245V179ZM243 177H242L243 180L246 181L247 180L246 176H243ZM256 177H257V174H256ZM256 177H255V180H254V178H251V179H249L250 181L249 180L246 181V183H248V186L251 185V188L253 187V184L255 186L256 184L259 183V177H257L258 181H257ZM225 178L228 181L229 177L226 176ZM249 178H250V175H249ZM239 179L241 180V178H239ZM240 180L238 181V185L240 184ZM243 180L241 183L244 182ZM262 180H264V179H262ZM103 181H104V183H110V180H108V179L107 180L104 179ZM223 181H226V180L224 179ZM227 181L225 183H227ZM261 182L262 181H260V185H261ZM20 183L21 182H19L18 185H20ZM95 184L93 183L87 187L91 188L90 186H93L92 187L93 189L98 190L99 187H101V184H100V182H99V185L98 184L95 185ZM162 184H164V182H162ZM221 184L219 183V187L224 188V186H225L224 182ZM102 185H104V184H102ZM164 185H166V183ZM179 185L182 186L184 184H179ZM241 185H245V183L239 185L241 190L244 189L245 187H246V189L247 188L249 189V187H247L246 185L244 188H243V186L241 187ZM260 185H256V186L259 187ZM176 186H177V184H176ZM176 186H171L173 188V190L175 191V193L177 192L176 190H179V187L178 186L176 187ZM187 186H186V189H187ZM19 188H20V186H16L14 193L16 191V195L24 197V195H26V193H25L26 187L23 188L21 191L23 194L18 191ZM222 188H220L219 191H221ZM252 189H256V187H254ZM216 190H217V188H216ZM213 192L215 194V191H213ZM217 192H216V195H217ZM259 192H261V194H263L262 190H260ZM241 193H242V191H241ZM179 195H181V194H179ZM263 198H264V196H263ZM146 199H148V198H145V200ZM142 200H141V202H142ZM203 201H204V199H203ZM247 202H249V201H247ZM143 203L145 205V202H143ZM0 206H8L9 207L11 205L10 204H5V205L0 204ZM23 206H25V207H23ZM27 206L29 207V205L26 203L25 204H19L18 203L16 205V207H13V208L15 210L17 209V214L19 212L18 216L22 219H27L26 217H29V216H31L33 218L36 217L34 219L36 221H38L39 225L32 230L31 235H29V236H27V233H29L28 230H21V229L8 230L7 228H5L3 231H1L2 229H0V247H3V250L5 251L3 254V253H1V250H0V264H125L126 263L125 260H128V261L139 260L143 264L144 263L145 264H195V257L196 256L192 255L191 248H190L191 239L189 240L186 233L182 230H176L175 231V236H176L175 238L177 240H179V242L182 245V251H181V249H178L180 252V253L178 252L179 256H178L177 252L174 251L175 253L173 252L174 253L173 254L171 250H169V251H171L170 253H172L173 255L170 258L167 257L165 254H163L164 252H160V254H163V255H158L159 253L157 250H156V252L158 254L155 253V255H158V256H154L152 254H151V256H147L150 253V251L153 249L156 241L159 240V238L163 236L162 234H164L166 232H172L175 230L173 227L174 223H169V221L166 220V218L162 219L160 221L158 219L156 220L157 214L154 215V212L150 211V214H153L151 216L156 217V218H154L155 220L149 218L150 217L149 215H147V216H149L148 217L149 219L148 218L145 219L146 216L141 218V219L139 217L133 219V217L131 215H129V216L126 215V216L120 217V218L117 217L118 219H114L111 221H109V218H108V220L106 219L107 221H105V219H103L104 221L101 220V221H103V222H101V224L96 223V220H94L97 225L94 224V221L92 222L91 220H88L89 218L87 220L85 218H82L83 216L81 214L82 219L80 218V219H77L75 222H71L72 219H70V217H69L68 219L64 220L63 224H60V225L55 227V226H53L54 221H51V219L49 218V216L47 215V213L44 210L38 212L37 208L27 209L28 208ZM92 206H97V207H92ZM13 208H11L9 210L11 211ZM159 209L160 208L158 207L157 210H159ZM157 210L155 211V209H154L153 211L157 212ZM161 211H163V210H161ZM161 211L159 210V212H161ZM56 212H57V214L60 213L59 211H56ZM92 212H94V213H92ZM39 213L44 216V218H45L44 221L48 222L47 225L43 226L42 224L44 221L43 222L39 221V219L37 218ZM158 214L160 215V214H162V212L158 213ZM160 217H162V216H159V219H160ZM99 218L102 219L101 217H99ZM99 218H98V220H99ZM110 219H112V218H110ZM88 221H91V222H88ZM162 221H164V224L160 225V223H162ZM78 222H80V223H78ZM99 223H100V220H99ZM61 225H64V226H61ZM179 229H180V227H179ZM200 232H202V231H200ZM188 236H190V235H188ZM225 237L226 236H224V239H222V240H224V242L226 241ZM229 237H231V236H229ZM243 237H245V236H243ZM219 238L221 239L222 237L220 236ZM231 239H232V237H231ZM238 239H242V237H239ZM228 240H230V238H228ZM228 240H227V243H229ZM235 240H236V238H235ZM8 241H9V243H13V244H11L13 246H7V244H5V243H8ZM214 241H216V240H214ZM232 242L234 243V240ZM223 243H222V245H223ZM220 244H217V246L218 245H219V247L222 246ZM228 245H230V244H228ZM240 246L241 245H239V247ZM17 247H18V249H17ZM243 247H240V248H243ZM215 249H216V247H215ZM217 249H220V248L217 247ZM223 249H224V246H223ZM166 251H165V253H166ZM176 253H177V255H175ZM239 253H240V251H239ZM239 253H238V255L240 257V260L242 261V257H244L245 254H243L242 252L240 254ZM251 253H252V251H251ZM254 253H255V251H254ZM206 254H208V253H206ZM228 254L227 255L224 254V255H226V257H227ZM256 254H258V253H256ZM36 255H38V256H36ZM224 255L222 256V254L220 255V254H218V252L212 251L210 254V257H208V258L206 257L204 259L202 258V260H206L207 263H210V264L212 262H214V264H220L224 260H227ZM260 255H261V253H260ZM8 256H10L11 258ZM262 256H263L262 257L263 260L262 259H260V260H262L264 263V253ZM229 257H228V260L231 259ZM239 257L236 258V256H235L234 260L238 259ZM8 258L12 259V261L8 262ZM254 258H256V256ZM154 259H155V261H154ZM196 263H197V261H196ZM263 263H261V264H263Z\"/></svg>",
  "mask_w": 264,
  "mask_h": 264
}]
</instances>
